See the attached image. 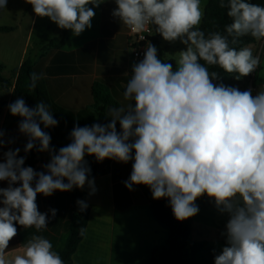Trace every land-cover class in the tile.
<instances>
[{
    "label": "clouds",
    "instance_id": "1",
    "mask_svg": "<svg viewBox=\"0 0 264 264\" xmlns=\"http://www.w3.org/2000/svg\"><path fill=\"white\" fill-rule=\"evenodd\" d=\"M7 2L0 0V9ZM26 2L37 16L79 36L92 27L95 12L89 5L99 7L104 0ZM115 4L112 16L131 33L154 29L165 41L179 40L185 48L176 53L174 70L149 41L143 59L132 65L123 92L132 103L110 108L108 123L76 124L70 143L58 151L44 130L58 125L49 104L41 101L30 108L17 98L8 105L10 114L21 118L18 130L27 143L25 156L19 155L20 148L9 147L0 160V181L8 183L0 187V264H65L43 235H32L15 256L7 249L17 235L16 224L35 227L37 232L48 226V213L40 212L36 203L39 194L48 197L86 185L90 194L95 193L86 156L98 162L131 161L125 187L132 191L144 185L153 199L166 198L177 221L197 215L195 201L207 194L228 216L222 233L226 243L214 264H264V85L253 95L252 89L214 83L220 75L210 70L236 74L237 80L256 71L261 60L252 45H237L243 37L264 40V5L220 0L231 23L223 31L206 32L199 27L202 0H115ZM30 78L35 89L43 74L33 72ZM4 137L0 130V150L14 143ZM33 149L50 156L42 171L25 166ZM77 204L81 211L88 207L84 200ZM49 211L56 216V209ZM79 231L84 236L87 229Z\"/></svg>",
    "mask_w": 264,
    "mask_h": 264
},
{
    "label": "crops",
    "instance_id": "2",
    "mask_svg": "<svg viewBox=\"0 0 264 264\" xmlns=\"http://www.w3.org/2000/svg\"><path fill=\"white\" fill-rule=\"evenodd\" d=\"M208 2L209 0H202L204 12ZM89 7H93L95 12L91 21L92 27L85 29L79 36L73 35L72 30L67 29L66 39L59 48L46 49L45 46L52 41L50 40L40 41L35 49H31L32 26L26 38L21 41L17 53L0 48L1 76L6 68L5 58L9 60V57H17L14 59L12 76H2L10 82L9 88L4 89L0 84V130L5 132V140L14 141L0 150V160L2 152L9 147L20 148V156L25 153L27 137L19 132L20 119L10 114L8 105L18 98L14 95L15 84L20 68L27 60L34 63L35 73L43 74L48 104L58 121L56 127L44 130L51 135V140L62 141L63 146L70 143V132L76 124L84 126L97 123L93 96V86L96 83L104 85L120 107L126 108L132 103L123 96L132 65L139 62L131 54L130 30L112 16V11L116 8L115 0H104L99 7L91 4ZM11 28L13 30L7 33L14 34L17 28ZM62 39L64 29L60 28L59 39L53 40ZM161 43L163 47L169 48V52L171 46L162 36ZM255 46L257 47L252 45L254 48ZM261 56H264V51ZM166 60L172 61L167 57ZM260 88L256 84L253 95ZM118 124L117 122V126ZM49 159V155L40 156L34 169L42 171V165ZM96 168L97 175L93 178L96 191L90 194L91 190L89 187L87 189V202L90 206L87 231L74 255V264H148L152 252L163 248L170 237L169 230L158 222L152 211V204L158 200L152 198L147 186L136 185L132 191L125 187L124 182L132 171L131 161L125 164L105 159L102 162L97 161ZM7 186V181H0V187ZM36 203L40 212L48 213V226L40 232L35 227L17 230V235L10 240L7 249L11 256L19 254L23 244L34 234L47 238L56 252L62 251L66 246L71 218L78 211L72 204L70 191H55L48 197L39 194ZM196 204L201 210L196 230L203 234L193 241H206L219 250L214 244L222 241L225 245L222 233L225 231L228 216L218 211L210 197L208 200L197 201ZM208 205L214 210L210 212ZM50 209L57 210L55 217L51 216ZM196 222V219L192 222V217L190 218L191 227ZM209 226L214 227V236L210 235Z\"/></svg>",
    "mask_w": 264,
    "mask_h": 264
},
{
    "label": "trees",
    "instance_id": "3",
    "mask_svg": "<svg viewBox=\"0 0 264 264\" xmlns=\"http://www.w3.org/2000/svg\"><path fill=\"white\" fill-rule=\"evenodd\" d=\"M250 3H257L264 5V0H248ZM220 0H209L204 17L202 19L200 28L204 31H223L224 25L231 23L229 17H227V9H222L219 7ZM218 26V28H217ZM13 28L11 27H0V32H10ZM67 35V29H64V39L62 40H52L48 45L45 46L46 49L49 48H59L63 46L65 37ZM153 45L158 49V56L162 60H166V54L169 50L168 47H163L161 43V35L159 33H154L151 38ZM259 41H255L251 37L241 38V44L237 47L245 45H257ZM264 49V48H263ZM255 55V53H254ZM172 63L173 69L175 64L173 61H166ZM203 63V61H201ZM1 69V67H0ZM210 70H216L219 72L220 79L214 81V83H223L226 86L237 87L239 90H243L246 85L251 83L253 88L256 87L257 71L251 73L248 76L241 77L239 80L235 79L236 74H228L219 68H212ZM34 72V63L31 60H27L21 66L17 81L15 84L14 95L18 98H23L26 104L32 108L35 107L38 102H45L48 104V99L45 91V82L43 79L39 80L37 87L35 89L30 87L31 78L30 74ZM0 84L4 89H8L10 82L0 75ZM93 96L95 101V112L97 115V123H108L110 122L109 109L113 107H120L119 103L113 98V96L108 92V89L100 84L96 83L93 86ZM21 119L20 117H18ZM117 130H120L118 124ZM62 141L51 140V147L56 149L63 147ZM49 155L47 152H38L33 149L31 152L27 153L25 166H31L35 168L39 161L40 156ZM21 156H25L23 153ZM86 160L91 168V173L89 179H93L96 173V163L97 160L94 156H87ZM87 189L86 185L83 189L74 188L70 191L72 204L76 211L69 224V237L65 248L59 251L58 254L64 260L65 264H74V255L76 254L78 247L84 236L80 235V228L84 227L87 229L89 217H90V206L87 202ZM207 194L199 197L195 202L201 200H208ZM77 200H84L88 207L85 211H81ZM152 211L155 218L164 227H166L170 232V237L167 244L161 248L156 249L152 252L151 259L148 264H214L215 255L219 254L220 251L210 246L206 241H193L192 240V227L190 224V218L184 221H177L173 216L172 210L168 204L166 198H161L157 202L152 204ZM17 230L24 228L19 224L15 225ZM86 234V233H85Z\"/></svg>",
    "mask_w": 264,
    "mask_h": 264
},
{
    "label": "rangeland",
    "instance_id": "4",
    "mask_svg": "<svg viewBox=\"0 0 264 264\" xmlns=\"http://www.w3.org/2000/svg\"><path fill=\"white\" fill-rule=\"evenodd\" d=\"M1 26L17 28V31L14 34L7 32H0V48L2 49L7 48L10 53L18 52L19 45L21 44V41L26 38L27 33L30 30L31 26L33 28L32 31L33 40L31 44V49H35L36 45L40 41L49 42L50 40L56 38L59 39L60 36V28L57 26V24L52 22L48 17L41 18L37 16L33 11L32 5L27 3L26 0H8L6 8L0 9V27ZM168 43L171 46V49L166 54V57L175 63L174 59L178 55L176 53L183 50L185 48V45L180 43L179 40ZM263 48H264V40L259 41L257 47L256 46L255 48L253 47V51L255 55H258L261 60V63L259 65V70L257 73V80H256V84L258 86L264 85V56L263 57L261 56L263 55V51H264ZM16 58L17 57L15 56L11 57V59L9 57V60L5 58L6 68L2 71L3 77L10 78L12 76L11 71L14 68V63H15L14 59ZM247 89H252V94L255 93L253 92L251 83L246 85L243 90H247ZM207 209L210 212L214 210L210 205L207 206ZM200 213L201 210L199 209L198 214L192 217V222L193 219L197 220V222L194 223V225L192 224L193 227L192 240H198V238L203 234L202 232H199V230H196V226H199L198 222L200 220V215H199ZM207 222H210V220H208ZM209 231L211 236L215 235L213 226H209ZM214 246H216L219 250H222V247L225 245L221 241L220 243L219 242L215 243Z\"/></svg>",
    "mask_w": 264,
    "mask_h": 264
},
{
    "label": "built area",
    "instance_id": "5",
    "mask_svg": "<svg viewBox=\"0 0 264 264\" xmlns=\"http://www.w3.org/2000/svg\"><path fill=\"white\" fill-rule=\"evenodd\" d=\"M154 33V29L141 34H134L131 32L129 33L130 49L132 51L133 58L136 61H140L141 59H143V54L147 43L150 41L153 44L151 38L154 36ZM140 35H143L145 37L143 41L140 40Z\"/></svg>",
    "mask_w": 264,
    "mask_h": 264
}]
</instances>
